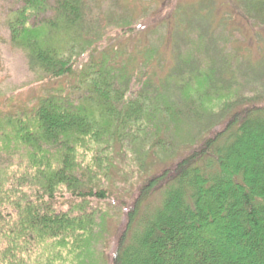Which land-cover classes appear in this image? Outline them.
Listing matches in <instances>:
<instances>
[{"label": "trees", "instance_id": "obj_1", "mask_svg": "<svg viewBox=\"0 0 264 264\" xmlns=\"http://www.w3.org/2000/svg\"><path fill=\"white\" fill-rule=\"evenodd\" d=\"M20 1L11 47L55 87L0 112V264H264V45L254 66L201 36L157 75L161 37L126 51L128 12Z\"/></svg>", "mask_w": 264, "mask_h": 264}, {"label": "rangeland", "instance_id": "obj_2", "mask_svg": "<svg viewBox=\"0 0 264 264\" xmlns=\"http://www.w3.org/2000/svg\"><path fill=\"white\" fill-rule=\"evenodd\" d=\"M95 1V4H99L101 8L99 16L106 11L110 12L108 16H103L104 19L117 16H112L111 13L128 12V15L133 17L132 26L135 29L141 27V30L130 33L131 36L121 38L126 51L131 52L136 48V53L138 51L141 53L147 46L148 40L161 37L163 44L159 47V51L165 56V61L161 63L162 70L155 69L157 75L168 73V69L170 71L173 68L174 54L180 52L181 49L182 51L200 49L202 47L201 36L222 38V35H227L229 37L227 48H239L248 57L245 60L254 66L257 56L261 55L260 46L264 45V25L258 23L261 18H264V0H250V4L246 0ZM256 4L262 6L261 15L252 8ZM20 5V0H0V112L8 114L21 113L24 111L25 103L33 102L49 87H55L52 83L44 85L35 83L26 64L24 52L11 47L10 32L4 20L10 10ZM152 30L155 34L151 33ZM188 41H192V48L188 45ZM130 82L134 91L141 85L136 78ZM211 110L218 112L216 107ZM183 124L187 126L186 123ZM217 128L218 126L214 129ZM4 162L6 159L0 155V163ZM118 184L123 187L125 183L118 180ZM66 205L63 204L62 207L65 208ZM90 207L87 206L88 209ZM111 207L112 200L106 205L105 203L101 205V209H107L109 214H112ZM123 222L122 215L116 223L113 219H107L106 228L110 232L105 235L108 236L112 232L113 237L111 236L108 247L103 251L105 256L113 250V242L116 241ZM104 247L105 241H102L98 249L102 250Z\"/></svg>", "mask_w": 264, "mask_h": 264}]
</instances>
